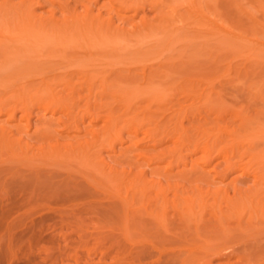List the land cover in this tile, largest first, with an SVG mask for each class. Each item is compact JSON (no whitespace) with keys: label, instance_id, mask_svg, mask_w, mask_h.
Listing matches in <instances>:
<instances>
[{"label":"bare ground","instance_id":"6f19581e","mask_svg":"<svg viewBox=\"0 0 264 264\" xmlns=\"http://www.w3.org/2000/svg\"><path fill=\"white\" fill-rule=\"evenodd\" d=\"M130 1L132 3L136 1L139 2V0H105V1L84 0L80 4L71 5L70 3L64 2L63 0H0V155L1 157L4 156L2 159L7 158L6 156H8L9 160L11 161L8 162L9 160L7 158L6 160L8 161L5 160L4 163L5 164L10 163L11 165V163H15L17 161L21 153H23L25 156L32 149L31 147L27 146L29 143L24 142L23 138L20 136V134L23 132H27L26 135H31V138L36 137L37 139L42 138L44 140H51L52 138L57 137L58 139L57 142L48 145H42L39 150L41 151V153L44 152L71 153L75 151H81L86 153L92 152L94 156L95 153L97 155V153H99L102 149L105 150L107 149L108 152H118L119 156L123 157L128 163H131L132 165H135L136 163L138 164L143 163L148 167L150 163L152 164L153 160L155 159V156H153L154 154L153 150L156 148V145L159 142H161L163 139H166V137L170 136L171 138L175 139L180 146L170 155L166 154L165 156L164 154H160L159 156L161 159L165 158L167 160L165 161L163 159L164 162H168L171 164L175 162L177 164L179 163V165L177 166V168L172 167L168 170L167 168L169 167H167L166 165L165 171L166 170L167 171L164 176L165 178H167L166 183H163L162 181H151V184L157 191L158 195H160L159 200L164 198L166 202H168L166 189L173 188L175 192L173 202L176 205L174 206V208L176 209L179 205H183L184 207L179 206L178 210L180 207L186 210H182L183 212H185L184 213L185 215L182 214V215L172 216V218L170 217L169 219L170 223L168 225L167 222L165 223L164 220L165 217L162 218L164 220L163 221L164 223L162 222V219L160 220L162 224H166V226L169 227L165 231V233L163 231V233L158 234V237L163 239L162 241L164 248H162L161 239L160 241H158L159 240L158 237H157L158 246L155 244L156 248L158 247L162 248L161 250L158 251H160V259L164 261L163 264H264V242H263L264 240H262L263 238L261 239L262 237L261 234L262 233L264 234V152H262L264 151L262 149V147L264 148V145H259L258 147L257 145L259 144L257 143L258 141L256 142V144L252 140L247 142L249 138L256 139L253 135L255 133L256 134L258 133L257 134L258 137L260 138L262 137V140H264L263 137L264 120L262 119V117L260 119H262L263 121H260L259 118L254 119L253 117L255 113L259 114L257 111L259 109L257 110L255 109L256 110V111L254 110L255 113L254 111H251L252 108H254L251 106H253V104L254 106L257 105V102H255L257 98L254 99L253 95L251 93H250L251 95L249 94V98L252 96L251 98L254 99V101L253 100L252 101L255 102L256 105L255 103L252 102V105H250L251 110L248 109V111H251L254 114L253 113L250 114V112L246 110L247 108L246 106L243 105L245 107L246 112L243 109V106L241 107L244 110V114L247 115L248 113L249 116H252L253 118L250 117L251 118L250 119L249 116L246 117L245 115L247 119V123L245 122L246 124L245 125L243 122V125L238 127L240 129L235 128L234 130H231L230 128H225V127L218 128V130L216 131L214 130L215 133L214 137L211 138L210 136V138L207 139L205 138L204 141H202L199 140L198 137L196 136L197 131L191 129L197 124L196 120H193V122H195L196 124H193L192 127L189 126L190 128L180 127V124L183 122L180 120L183 114L186 113L187 115H190V113L192 114L193 112H195L196 107H198L197 106L198 101L196 99H199L198 102L200 103L199 106L200 105L202 106L206 102V100H209L208 104H212V106L209 105L211 107L210 110H212L213 112L214 111L216 112L217 110L218 111L217 113H219L218 115L221 114V111L223 113L228 111V107H225L227 106L226 100H225V104L224 102L222 103L225 106L224 105H222L223 107L219 106L220 108H222V109L219 108L221 111L217 108V106H215V103H212L216 101L211 100V96H210L211 91H209V81L207 78L209 77L207 73L209 72L207 71V69H209L207 68L209 64L203 66L204 68H197L196 70L195 65L198 66L200 61L199 62L197 61L198 64L197 63L195 64L196 61L193 58L195 57V55L193 56L191 52L190 55L189 53L187 54V57L184 56V58L186 57L185 59L187 60L193 59L192 61L194 62L190 61V64L189 61L186 60L184 61L183 58L182 61H176L178 57H180V55L177 56L176 54L175 56L174 51H173L174 57L169 54L175 48L172 47L173 48L172 49L170 47V44L173 43L175 39H177L176 38L177 35L175 36L173 34V36H175L174 37L175 39L171 38L170 40L172 39L174 40L170 41L168 39L169 36H166L168 35L167 33H170L172 31H174L175 33L177 30H179V32L178 31L177 32L181 35L180 37L178 36V38H181L182 40V35H183V39L185 41L184 37L192 36L190 37L191 39L188 38V40L194 41L193 39L195 38L193 37L194 35L201 34V31H207L208 27H206V30L203 29L199 31L198 28H196L195 26L192 27L190 25H192L191 21H193V19H195L196 23L200 20L201 22H203L204 20V21H208L209 23V0H148V1L146 0L151 5L153 11L156 13L154 17H150L148 15L149 10L147 9V5H145L144 3L129 4ZM215 1L217 2V4H219V6L223 7L222 6L224 4L223 0H215ZM102 2L104 7L101 9L103 11L105 8L104 12H106L107 10L106 13H101L100 11L98 12L99 10L98 6L102 4ZM230 10L231 8L229 9L228 12H230L231 13L230 16H232L234 13L232 12L233 10L231 11ZM237 15L235 16V18L237 17L239 19L240 17L239 15L238 16ZM138 16H141V19L139 18L140 20L134 22L135 18H137ZM175 17L179 18V20L175 19ZM117 20H120V24L121 21L124 22L126 24V27L129 25L130 28L122 27L118 24H115ZM188 20L190 21L185 23V21ZM179 21L184 22L185 24H187V26L191 23L188 28L192 27L194 30L196 28L197 31L196 30L195 31L197 34L195 32L193 33V31H189L188 28H185L187 26L182 22H181L182 25H176ZM175 22L177 23L175 24ZM198 23L200 24L198 25L200 27H205L206 25L204 24V26H202L200 22ZM181 29L183 30L182 32ZM185 29H188V31L191 33H189L187 30L186 32ZM158 30L159 32L161 31L163 32L162 35L166 32L165 35V38L167 37L166 38L167 40L165 39L166 42H164L165 41L164 36L160 35V37L158 38L157 35L159 34ZM153 31L154 33H156L158 41L159 39L161 40L162 37H163L162 40H164L161 41L160 43V45L161 44L163 45L161 46L158 45L159 46L158 49H156V46H154L157 45L158 43L157 38L154 39V41L152 40L153 38L151 35L155 36ZM150 33L151 35H148ZM143 36H145L146 38L150 36L149 38L150 39L152 38L151 42H154L150 44L153 45L155 48L150 44L149 45L145 44V42L143 41L139 43L140 40L143 39L146 40ZM78 37L79 39H77L76 41L75 39ZM107 37H114V40L120 39L119 41H125V39L126 41H129L130 39H132L131 41L132 43L134 42L133 44H136L138 42L136 45L138 44L141 45V43L143 42L142 43L143 46L141 45L142 47H140L139 45L138 48L139 50L137 49L136 51L139 52L143 49L142 54H144V56L142 54H139V56L142 57L139 58L136 57L138 58L137 60L136 58H134L132 59L134 61L130 60L131 63H129L130 61L127 59V56H122L123 51L121 50H124L125 52L126 51L125 49L118 48L119 49L118 52L116 47L115 48L113 47V50L110 51L112 48L107 49L100 46V43L104 41L105 38L107 39ZM84 38L87 41H90L88 42L89 45L87 44L86 40H85L86 42L84 41ZM91 38H93V40L97 39L99 40V42L101 39V42L99 43L98 41L96 42L95 40L94 41L92 40L93 41L92 42ZM127 38L130 39L128 40ZM51 39H53V41L56 40L57 42L55 41V43L56 44L58 43L57 45L60 48L54 47L53 44H51L52 43ZM73 39L76 42L73 41ZM80 39L83 41H80L78 46L76 45V43L78 44V40ZM148 39L146 40V43L150 42V39L149 41ZM108 40H112V39L108 38ZM155 40L157 41V43L155 42ZM176 41H178V39ZM68 42L70 43V45ZM82 42L87 46L84 47ZM94 42H96V44ZM71 44H73L75 50L72 49ZM74 44L79 48L76 49ZM176 44L173 43V45L171 44V46H174ZM66 45L67 47L65 49ZM92 45L93 48L91 47ZM94 45H98V47ZM149 46H151L152 49H149L150 48ZM80 47H82V49ZM143 47L144 48L149 47L148 48L149 51L147 50V48L144 49ZM98 48H99V52H98ZM169 48L170 51L167 52ZM90 49L92 50L96 49V50L93 52ZM165 49L167 54L169 55L162 57L161 55L162 53L160 52H162L163 50L165 51ZM57 50H60L61 52ZM63 50L65 52L68 50L67 52L69 53V55L73 54L74 52H77L76 50L81 51V53L84 52L83 54H80L81 56L77 55L80 52H77V54L74 55V57L72 55L71 56L72 58H76V59L79 58L80 60L83 59L82 57H85L86 58V59L84 58L85 62L87 59H89L87 61L90 62L92 58L94 59L97 53L99 54L101 52L102 54L104 53L103 56L106 54L108 55L106 57L107 60L105 56L100 57L102 55L101 53H100L101 55L99 54L100 56H96V57L101 60L104 59L102 61L103 62L107 61L108 64L111 58H112L111 59L112 62L117 61L118 59L121 62V65L123 64V62L129 63L128 64L129 66H126L125 65L126 63L123 64L125 65L124 67L118 66L120 62L119 64H117L118 67H116V65L113 66L116 63H113V65H111L110 63L111 69H109L110 68L109 66L103 65V63L100 64L103 66L102 67L99 66L98 68L95 66L97 64H92L94 70L92 68V65L88 63V66L91 68V71L93 72L92 73L87 70L89 69V67L85 63L84 65H81L82 67L81 66L79 67V70L76 68L79 66L78 64L80 63L83 64V62H80L79 59L78 60L80 63L78 61H75L78 62V64L74 63V61H71L72 64H75L74 65L75 69L78 70L76 71L74 69L76 72H78L79 74L82 72L83 74L85 72L87 73L84 75L82 74V78H84V81L81 82L79 85H81V87L83 88L88 89L92 93V95L93 93H95L97 99V103L94 104L92 103L91 107L88 108L92 116L90 117L89 120L86 119L85 115L80 117L79 114L81 113L78 112L77 114L73 110L78 102L76 98V95L78 96V94H76V92L78 91L79 86L78 83H76L73 79L76 78L75 76H73L75 71L72 72L71 70L68 71L67 69L72 64L70 61H68L70 62L69 63L70 65L67 64L66 58H70V57L67 55V53L66 56L65 54L63 55L62 53ZM69 50L72 51L73 53L70 52ZM85 50L86 51L88 50V53L91 51L89 56L88 53L86 54ZM159 50L162 51L159 52ZM150 51L152 52V56L154 54L156 55V53L159 55L160 53L162 58L156 57L157 55L154 56L156 57L155 59L158 60L156 62L153 61L154 60L153 57L149 58L153 61V63L149 59L148 61L150 63H147V60H144V62L148 64L146 66V64L143 62L142 59L147 57V54L149 57V55H151L149 53ZM128 52L130 53L132 51L129 50ZM58 53H60V55H58ZM110 53H112L113 55L112 54L110 55ZM114 53L117 55L115 56ZM126 53L124 55H128V53L127 54ZM204 53H206V51ZM59 56L62 59L61 61L69 65L67 68H66L67 65H64L66 69L61 64V61H59L60 59ZM109 56L110 58H108ZM111 56H113L115 60H113L114 58ZM207 57L204 56V59ZM52 58H54L53 61ZM97 58L93 60L95 63L96 61L98 62ZM123 59L125 61H123ZM195 59L197 58L195 57ZM208 59L207 62L209 63ZM49 60H50V64L48 63ZM138 60L139 61L141 60L140 62L144 64V66L142 67V71L140 69L142 66L140 65L141 63L138 62L139 65L136 63ZM51 61L54 63L55 61H57L55 63V66H57L58 68L57 67L54 68L53 67L54 64ZM203 61L200 62V64L202 63L204 65L205 62ZM57 63L62 66L59 67ZM188 65L190 67L194 66L193 69L194 71L190 69ZM85 66H87L88 68ZM73 68L70 69L73 70ZM106 68L107 70H105ZM59 69L60 71H58ZM82 69L83 71H80ZM78 73H75V75H77ZM167 79L170 80V81L168 80L170 84H168L169 82L167 83L166 81ZM163 81L164 82L166 81L165 83H167L168 85L167 84L164 85ZM177 82H179V84ZM153 83L155 85H153ZM156 83L157 84L160 83L161 85L160 84L159 85L163 89L161 88L162 90L160 89L158 91V87ZM180 85L185 86L184 89L181 90L183 92L185 91L187 96H190L192 99L195 100V102H193L189 106L187 105L182 106L179 109L175 108L176 110L174 109L175 110L174 112H172L174 105L173 106L171 105L172 114L171 113L170 114L171 116L173 115L172 119L175 118V123L173 122L174 121L173 120L171 124V126L173 125V123L175 125L172 126V129L171 126H169L170 124L168 122L169 120L171 122V119H168L171 118L169 117L170 115L168 116V118H166L168 119V121L166 120L168 123L164 121L165 124L167 123V125L165 124L162 125L160 123L162 122L161 119V121H158V123H156L155 127L151 128L150 125H152V123L154 122L153 120L152 122L150 120V118L152 117L151 114L148 115L151 116L149 118L147 116L148 113L146 111H142L139 112V114L136 113L133 115H131L132 113L128 111L130 107L131 108L133 107L132 104L135 103L137 99L139 98L143 99L145 96L146 99L151 100V101L149 100L150 103L148 105H151L152 102H154V100L156 103L161 102V104H163L162 103L163 101L168 102L169 100L168 97L171 96L170 93H168V91L170 90L172 92H174L173 90L177 91L181 87H183V86L180 87ZM146 86L148 87V89H150L149 95L148 93L146 94L147 92L145 89ZM164 86H166L165 88L170 87V89H165ZM202 86L204 87L202 88ZM97 87L103 88L101 92L97 90L99 93H101V95H98L97 92L94 91ZM129 87H131L133 91ZM118 88L121 89L122 91L121 90L119 91ZM127 88L131 91H129ZM67 89H70L72 91L69 92L68 94H65V90ZM135 90H137V93L140 94H136ZM258 90H260L261 93H263L264 91V90L262 91V88L257 89L255 96L260 94ZM150 91L152 92V96ZM167 94H169V96ZM260 95H259V99L257 100L264 99L262 98L264 94L263 96ZM112 97L115 98V100H117L118 102H120L121 105L127 106L126 111L123 114L116 115L109 108L110 110L109 109L104 110L105 113L101 115L99 109L102 107L109 106V103L111 104L113 100L111 99ZM173 97L174 94H172V96L169 97L171 101L178 100V98L177 99L175 98L176 96L174 98ZM80 99L82 100L83 98ZM165 99L167 100L165 101ZM217 99L219 98L217 97ZM92 100L93 98L91 99V101ZM155 102L153 104H155ZM169 102L168 104H166V106L169 105ZM136 103L135 105H137ZM258 105H259V101H258ZM260 105L261 106L264 105V102H262V104ZM193 107H195V109H192ZM139 108L140 107H138V109ZM201 108L202 107H200V109ZM204 108L208 109L209 107L204 106ZM213 108L215 109L213 110ZM224 108L225 111L223 110ZM241 108L240 110L243 111ZM263 108H260L261 112ZM113 110L115 111L116 108L115 109L113 108ZM169 110L170 109H168V111ZM35 111L37 112V119L35 118L36 120H34L35 121L34 122L32 121L33 117H31V115L32 113L35 114ZM20 112L24 113L22 117H19ZM61 112L70 113L71 118L65 122L64 125L65 127L62 130H59L60 127V125L58 124L59 122L56 123L54 116L57 113L58 114L60 113V115H62ZM195 113L197 114V111ZM239 113L243 114V112H239ZM167 114L168 113L165 114L166 117ZM196 114H192V115H196ZM201 115L203 114L201 113ZM207 116L208 119L206 123L203 124L206 125V127L204 126L205 129L199 128L202 129L200 130V134L201 131H204L203 133H208L209 131H206L208 129L207 126L216 120L214 119L213 121V119H211L210 121L209 115ZM232 117L233 118L235 117L231 116V120L235 122L236 120L234 121ZM23 119L26 120V122H23L24 121ZM244 119L242 118V121L246 120ZM99 120L103 122V126L100 129L96 130L94 127H96L97 123H93V122H98ZM189 121L192 120H188V122ZM199 121H205V120L204 118L203 120H201L200 118ZM255 121H258L260 126L259 124L257 125L258 127L255 126V124H257ZM248 122L250 123V125ZM252 124L254 127H256L257 129V131L255 130L256 132H252L251 129H250L251 132L248 130V126H250V128L253 127ZM161 125L163 126V128L160 127ZM29 126H33V129L32 128L29 129L30 131H32L31 134L29 131H26V128ZM184 126L185 125H183L182 127ZM215 126H217V124ZM259 127L263 129L261 130ZM196 128L198 129V127ZM82 129L84 131V134L88 135L86 136L87 137L86 139L85 138L84 140L79 139L77 142H72L68 140L70 138L76 139L77 137H79ZM142 133L143 134L146 133L151 137L150 140L147 139L148 141H150L151 144L142 145L139 143V141H141L139 140V138H141L140 136L142 135ZM126 134L127 136H125ZM124 137L125 138L128 137L127 140L129 139V141H127V143L124 141ZM229 138H231V141ZM61 139L64 141L62 142ZM221 143H223V145L220 148L221 154L223 156H227L231 158L232 154L243 150L242 153L244 155H248L250 157V160H248L246 163L235 161L236 163H233L232 165L225 167L220 171L218 170L215 174H213L212 170L208 168L209 166H207V163L211 161L212 154L215 152L216 148H218V146ZM173 144L175 143L173 142ZM25 148H27V151H25ZM137 155H139L140 157L142 156L145 157L146 160H141L137 158ZM188 156L192 158V160L190 161L191 165L190 167H188L189 169L186 168V166H188L186 164L188 163L186 162ZM222 158L223 157H221V160ZM156 159H159V157ZM200 160H202L203 162ZM4 163L3 165H5ZM1 169L3 170V167L0 168V171ZM232 173L236 174L235 176L236 181L243 183V186L236 187V190L233 195H231L232 193L228 192L227 190H222V189L213 190L205 187L206 185L215 183L216 180L222 181L225 178L230 177V174ZM178 176H182L183 182L195 184V181H199L203 185L201 184L196 185L197 187L196 186L192 187L191 188L192 190L184 186L181 189L179 181L177 182H175L174 180L172 181V179H176V177ZM148 183L149 182L146 180V174L144 172L132 173L130 185H132L134 188H137V186L141 188H145L147 187L146 185ZM245 184L248 185L247 188L244 187ZM209 206L213 208L210 209L213 210L212 212H214L215 215H211L207 219L206 217L207 215L205 212L207 211L206 209H208L207 207ZM202 208H204L205 210L204 209L202 210ZM195 210L197 211L195 212ZM201 210L204 211L205 214ZM186 211H187V215H186ZM193 212H195V215L188 214V213L193 214ZM198 212H201V214L198 215L199 214ZM202 213L206 216L202 215ZM201 216H203V218ZM145 250L146 247L144 245L141 247L139 246L137 248V252L139 253V255L141 254V252ZM149 252L147 253L145 252V253L148 255L151 254L152 256H155L154 254L158 253L156 251L154 252V249H153L154 254L152 253V251L151 253Z\"/></svg>","mask_w":264,"mask_h":264},{"label":"rangeland","instance_id":"374dc122","mask_svg":"<svg viewBox=\"0 0 264 264\" xmlns=\"http://www.w3.org/2000/svg\"><path fill=\"white\" fill-rule=\"evenodd\" d=\"M63 1L68 2L71 5H76V4H80L84 0H63ZM103 1H105V0H103ZM147 1L146 0H139V2L136 1L133 3L130 1L129 4L144 3L145 5H147V9L149 10L148 15L150 17H154L156 15V13L153 11L151 5ZM223 3H224L222 5L223 7H221V6H219V4H217V2L215 0H209V23H208V21H204V20H203L204 23L201 22V20L198 21L201 23L202 26H204V24H206V25L208 24L207 26L206 25H205V27L198 26L200 24L198 22L196 23L195 19H193V21H191L192 25H190L191 23L189 25L192 27L195 26L196 28L199 29V31L203 30V29L206 30V27H208L207 31H201V34L196 33V31H197L196 28H195L196 31L192 27L188 28L189 25L187 26V24H185V23L189 22L190 20L185 21V23L181 21L183 24H185L187 26L185 28H188L189 31H193V33L195 32L197 34V35L193 36V37H195V38H193L194 41L188 40V38H190L192 36L184 37L185 41L187 40L188 42L184 41L183 35H182V40H181V38H178V36L180 37V35H181L178 33L179 30H177L178 32L176 31L175 33H174V31L167 33L168 35H166L165 31H164L165 33L162 35L163 32L161 30H160L161 32H159V30H158L159 34H157L158 38L160 37V35L164 36V40L167 38V37L165 38V35L169 36L168 37L169 40L171 38H174L177 35L176 38L178 39V41H176L177 39H175V38H174L175 40L174 39L170 40V41H173V40L176 41V42L173 41V43H175V44L177 42L178 43L174 46H171V44L173 45V43L170 44L171 48L172 47L173 48L175 47V48H174V50L171 51V53H169L170 55L173 56V51H174L175 56H176V54H177V56L180 55L181 58L178 57V59L176 61H182V58H183L184 61L185 60L189 61V64H190V61L194 62V61H192L193 59L192 60L185 59L187 57L188 53L190 55V52L193 56L195 55V57L197 58V59H195V57H193L194 60L196 61L195 64L196 63L198 64L199 61L202 62L203 60H205V61H203V62H205L204 65L202 63L200 64V62H199L198 66L195 65V67H196L195 69L197 70V68H204L203 66H205L206 64H209L208 67L206 66L207 68H209V69H207V71H209V72H207L209 75V77H207L208 81H209V91H211L210 92L211 93V95H210L211 100L216 101V102H212V101L211 102L215 103V106H217L218 109L220 107H223L222 105L225 104V100L227 102V106H225V105L224 106L228 107V111H226L225 112L226 114H225L220 110L222 108H220L219 109L221 111V114H220L221 116H220V115H218L219 113H217L218 112L217 110H216V112L215 111L213 112L212 110H210L211 107L209 105L212 106V104H208L209 100H206L207 103L205 102L206 103V104L204 103L205 105L203 104L205 107L206 106L209 107L207 109V108H204L203 105L199 106V104H200V103H198L199 99H196L198 101V102L196 101L198 107H196V109H195V107H193L192 109H195V112L197 111V114L195 112H193L192 114H196V115H192L191 113H190V115H187L186 113H184L183 116L181 117L180 120L184 122V123L182 122L180 124L181 128H186V127L190 128V127H192L193 124L197 123L195 126L198 127V129L195 126L192 127L191 129H194L195 131H197L196 136L198 137L199 140H202V141H204L205 138L206 139L210 138V136H211V138L214 137L215 136L214 130L216 131V130H218V128H222V127L224 128L225 127V128H230L231 130H234L235 128H238L241 125H243V122H244V124H245V122L247 123L246 117L249 116V114L248 113H247V115L244 114V110H245L244 106L247 107L246 108L247 111H248V109L251 110L250 105H252V102L254 101V99H256V98L259 99V95L261 94L260 96H263V94H264V91H263L264 90V0H223ZM102 5H103V2H102V4H100L98 6L99 7L98 12L100 11L101 13H106L107 10H106V12H104L105 8L103 11L101 9L104 7V5L103 6ZM230 8H231V10H233L232 12L234 13V14L232 13L233 14L232 16H230L231 13L228 12ZM237 14L240 17L239 19L237 17L235 18V16ZM139 18L141 19V16H138L137 18H135L134 22L140 20ZM175 19L179 20V18H177V17H175ZM181 22L180 21L178 23L175 22V24L177 23L176 25H182ZM123 23L124 22L121 21V24H120V20H117V22L115 24H118L122 27H126V24L125 23L123 24ZM127 27L130 28L129 25ZM191 28H192V30H191ZM188 29H185V31L186 30L188 31ZM182 31L183 30L181 29V32ZM153 33H154V31H153ZM176 33H178V34H176ZM189 33H191V32H189ZM198 33H200V32H198ZM154 34H155V36L151 35V33L148 34V35L152 36L153 39L152 38L151 39L153 41H154V39L157 38L156 33H154ZM173 34L175 36H173ZM143 37L147 40L150 36H148L147 38L145 36H143ZM103 38H104V36H103ZM108 38H111L112 40H108ZM158 38H157V41H158ZM77 39H79V37L76 38L75 40L77 41ZM127 39L129 40L130 38H127ZM149 39H148V41H149ZM151 39H150V42H148V43H146V40H144V39L140 40L139 43L141 41H143V42H145V44L149 45L150 43H154V42H151ZM162 39H163V37H162ZM162 39L161 40L159 39V41H160V42L158 41L159 44L155 40V42L157 43V45H154V46H156V49H158V47H159L158 45H160L161 41H164ZM51 40H52L51 44H53L54 47H59L57 45L58 43L57 44L55 43L56 40L55 41H53V39H51ZM75 40L73 39V41H75ZM85 40L86 39L84 38V41ZM92 40H93V38H91V41ZM119 40H114V37H107V39L105 38L104 41H102V42L100 39L101 43L97 39L95 41L96 42L98 41L100 43V46L103 48H107V49L112 48L110 51L113 50V47L114 48L116 47L118 52H119L118 48L125 49L126 50L125 52H124V50H121V51H123L122 56H127V59L129 61L136 58V57H138V58L142 57V56H139V54L143 53L142 52L143 49L139 52L136 51L140 45V44L136 45L138 42L136 44H133L134 42L132 43V41H131L132 39H130L129 41H126V39H125V41H119ZM166 40L164 42H166ZM80 41H83V40H81V39L78 40V44L76 43V45L79 46ZM53 42L57 46H55ZM88 42H90V41H87V44H88ZM96 42H94V43L96 44ZM135 42H136V40H135ZM142 43H141V45H142ZM82 44L84 45V47L87 46L83 42H82ZM145 44H144V46H145ZM69 45H70V43H69ZM71 45H72V49L75 50V48L73 47V44H71ZM76 45L74 44L76 49L79 48ZM141 45H140V47L143 46V45L142 46ZM161 45H163V44H161ZM94 46L98 47V45H94ZM151 46H153V45H151ZM151 46H149L150 48L146 47L148 51H149V49H152ZM66 47H67V45L65 46V49H66ZM82 47H80V48L82 49ZM91 47L93 48V45ZM49 48H50V46H49ZM146 48H144V49H146ZM68 49H69V47H68ZM166 49H165V51L159 50V52L162 51V52H160V53H162L161 54L162 57L169 55V54H167V52L170 51V48L168 49L167 52H166ZM90 50H92V49H90ZM95 50H92V51L94 52ZM129 50L132 52L129 53L128 52ZM57 51H60V50H57ZM67 51L65 52L63 50V52H62L63 55L65 54V56H66V53H67V55L70 57V58H66L67 64H69L71 61H74V63L78 64L80 59L78 58L79 59L78 60L76 58H72V56L74 57V55H76L77 52H80L77 54L78 56H81L80 54L84 53V52L81 53V51L76 50L77 52H74L75 53L74 54L72 51L69 50L70 52L73 53V54L70 53L72 55L71 56V55H69V53ZM144 51H146V50H144ZM151 51L149 52L151 54V55H149V57L147 54V57L142 59L143 62H144V60H147V63H150L148 61V59L152 58V57L154 59L153 61H155V62L158 61L155 59L156 57L162 58L160 53H159V55L156 53L157 56L155 54L152 56ZM205 51L207 54L204 53ZM90 52L88 53V50H87L86 54L88 53V56H89ZM98 52H99V48H98ZM126 52L128 53V55H124ZM153 53H155V52H153ZM99 54L97 53L96 56H100L102 53L100 55ZM103 54L100 57L105 56V58H106L108 56L106 53H105L106 55H104V56H103ZM111 54L112 53H110V55ZM202 54L204 56H206V57L208 56V57L204 59V56ZM58 55H60V53H58ZM116 55L117 54H115V56ZM142 55L144 56V54H142ZM54 56H55V53H54ZM96 56L94 57V59L97 58ZM154 56H156V57H154ZM184 56H186V57L184 58ZM90 57H91V55H90ZM111 57H113V56H111ZM59 58H60V56H59ZM82 58L83 59H81L80 62H83V64L80 62H79L80 64H78L79 66L76 64L78 66V67H76L78 70H79V67L81 65H84V63L87 66H88V63L91 65L97 64V65H95L97 68L99 66L102 67L103 65H105V66L107 65L110 67V68L108 67L109 69H111L110 63H111V65H113V63H116L113 65V66L116 65V67H118V66L124 67L125 65L129 66L128 64L131 63V61L129 63L123 62V61H125L123 59V61H122L123 64H125V63L126 64L121 65V62L118 59H117V61L112 62L111 61L112 58L110 59L109 64L107 63V61L103 62L102 60H104V59L101 60L98 58H97L98 62L96 61V63H95L93 61L94 59L92 58L90 61L92 63H90L87 61L89 59H87L85 62L84 60L86 58L85 57H82ZM108 58H110V56ZM129 58H131V59H129ZM138 58H136V60ZM43 59H45V58H43ZM119 59H120V57H119ZM189 59H190V57H189ZM207 59L209 60V63L207 62ZM53 60H54V58H52V61ZM61 60L62 59L60 58L59 61H61ZM106 60H107V58H106ZM113 60H115V58ZM149 60H151V59H149ZM68 61H70V62H68ZM75 61H78V62H75ZM132 61H134V60H132ZM140 61L138 60L136 63L137 64H138V62L141 63L140 65H142V66L140 69L142 71V67L144 66V64H142V62H140ZM153 61L151 60L152 63H153ZM56 62L57 61H55V63ZM62 62L63 61H61V64L65 68L64 65H67V64L64 62H63L64 63L63 64ZM119 62H120V64H119ZM48 63L50 64V60L48 61ZM52 63L54 64L53 67L56 68L57 66H55V63L54 62H52ZM52 63H51V65H52ZM102 63H103V65H100ZM144 63L146 64V66L148 65L146 62H144ZM152 63H151V65H152ZM71 64H72V62H71ZM117 64H119V65L117 66ZM62 65H59V67H61ZM69 65H67L66 68ZM72 65H70L72 67L69 66L67 68L68 71L71 70L73 72L76 70L75 66H74L75 64H72ZM193 65H194V63H193ZM201 65H202V67H201ZM87 66H85V67H87ZM70 68H73V70ZM92 68H93V65H92ZM189 68L193 70L194 66L193 67L189 66ZM89 69H87V70L92 72L90 67H89ZM101 69H103V68H101ZM78 70H76V71H78ZM85 70H84V72H85ZM93 70H94V68H93ZM105 70H107V68ZM58 71H60V69ZM76 71H75V73H78ZM80 71H83V69ZM95 71H96V68H95ZM141 71H139V72H141ZM75 73L73 74V76H75L76 78H73V79L76 83H78L79 87L77 86L78 91L76 92V94H78V96L76 95L78 102L75 105L73 110L77 114H78V112L81 113V114H79L80 117L85 115L86 119L89 120L90 117H92V116H91V112L89 111L88 108L91 107L92 103L93 104L97 103V99H96L95 93H93V95H92V93L88 89L83 88V87H81V85H79L81 82L84 81V78H82L83 72L80 74L78 73L77 75H75ZM84 74H87V73L85 72ZM96 74H97V71H96ZM168 80L169 79L166 80L167 83L170 81V80L169 81ZM161 81H158V82H161ZM163 82H162V85H163ZM165 82H164V85L167 84ZM177 83L179 84V82H177ZM159 84L156 83V85L158 87V91L162 88L160 86L161 84L160 85ZM168 84H170V82ZM153 85H155V84L153 83ZM181 86H183V85H180V87ZM165 87L166 86H164V88ZM178 87H179V85H178ZM184 87L185 86L181 87L179 90L184 89ZM203 87L204 86H202V88ZM124 88H125V86H124ZM129 88H131V87H129ZM132 88H133V86H132ZM261 88H262L263 93H261V91L258 90L260 92V94L255 96L257 89H261ZM145 89L147 91V92L145 91L146 94L148 93V95H149L150 89H148L147 86L145 87ZM151 89H152V87H151ZM165 89H170V87H167ZM97 90L101 92L103 90V88L97 87L94 90L95 92H97L98 95H101V93H99ZM120 90L121 89H119V91ZM138 90H139V88H138ZM179 90H177V91L173 90L175 93L172 92L171 90L168 91V93H170L171 96H172V94H174V97L176 96L175 98L176 99L178 98V100L171 101L169 98L171 96H169V94H167L169 96V97L167 96L169 99L168 102L169 101L171 102V103L169 102V105H167V106H166V104H168V102L166 101L167 99H165L166 102H164V101L162 102L163 104H161V102H159V103L157 102L158 103L157 104L154 100L155 104H153L154 102H152V104H151L153 106L148 105L151 100L146 99V96H145L144 98L146 100L144 98L143 99L142 98H139V99L135 98V99H137V101H135V103L137 102L136 103L137 105H135V103H133L132 104L133 110L130 107V109L128 111L132 113L131 115L136 114V113L139 114V112H142V111H146L148 113L147 116L149 114H151V116L153 118L151 116H148L149 118L151 117L150 118L151 122H152V120L154 121L152 123L153 126L150 125L151 128L155 127L156 123H158V121H161V119H162V122H160V123L162 125L165 124L164 121H166V120L168 121V119H171V122H170V120L168 121L170 124V125L169 124L168 125L171 126L173 120H174L173 122L175 123V118L172 119L173 115L171 116V114H172L171 113V110H172L171 105L172 106L174 105L173 110H172V112H174L176 110L175 108L179 109L182 106H186V105L189 106L193 102H195L194 99H192L190 96H187L185 91L183 92L181 90L182 91L181 92ZM71 91L72 90L67 89V90H65V94H68ZM129 91H131V90H129ZM132 91H133V89H132ZM135 91H136V94H140V93H137V90H135ZM151 91H150V93L152 96ZM133 93H135V92H133ZM250 93L254 97V99L251 98L252 96L250 97L251 101L249 98ZM148 95H147V98H148ZM157 95H158V93H157ZM160 95H162V94H160ZM90 96H91V98H90ZM217 97L219 99H217ZM80 98H83V99L81 100ZM92 98H93V100L91 101ZM214 98H216V99H214ZM262 98H264V96ZM99 99H100V97H99ZM111 99H113V100H112V102L110 101L111 104L109 103V106L102 107L99 109V111L101 112V115L105 113L104 110H108L109 108L116 115L123 114L126 111L127 106L121 105L120 102L115 100V98H113V97ZM141 99H142V101H141ZM247 99L250 102H248ZM257 99L255 100V102H257V105H258V101H259V105L257 106L256 103L253 102V103H255L256 106H254V104H253V106H251V107H254V108H252L251 111H254L255 109L256 110L259 109V110H257L259 114L255 113L256 110L254 111V113L256 115L251 111H248V112H250V114H252V113L254 114V116H253L254 119H258V118L260 119L262 117V119L264 120V114H263L264 105H262V106L260 105V104H262V102H264L263 101L264 99L260 98L262 101L257 100ZM147 100L148 101L150 100V101L148 102ZM219 100H220V102H219ZM113 101H114V103H113ZM115 101L118 103H116ZM133 101H134V99H133ZM138 101H139V103H138ZM178 102H180L182 104H180ZM223 102H224V104H222ZM186 103H188V104H186ZM247 105L249 106V108ZM215 106H213V107H215ZM242 106H243L244 110L241 108ZM138 107H140V108L138 109ZM167 107H168V109H170L169 110L170 112L168 111ZM200 107H202L203 109L202 108L200 109ZM113 108L114 109L116 108V110L114 111ZM240 108L243 111H241ZM260 108H263L262 112L260 111L261 110ZM214 109L215 108H213V110ZM134 110H135V112H134ZM148 110H149V112L150 111L151 112L149 113ZM166 110H167V112H166ZM223 110L225 111V108ZM246 110H245V112H246ZM153 111H154V113H153ZM202 111H204V112H202ZM238 111L243 112V114L242 113L240 114ZM63 113H62V115H60V113L59 114L57 113L54 116L56 123L59 122L58 123L60 125L59 130H62L65 127L64 126L65 122L71 118L70 113H67V112H63ZM166 113H168L167 117L165 116ZM201 113L203 115H201ZM205 113H206V115H205ZM23 114H24L23 112H20L19 117H22ZM154 115H156V116H154ZM207 115H209L210 121H211V119H213V121H214V119H216L213 123L214 124L216 123L217 126H215L216 124L214 125L213 123H210L208 121L210 123V125L207 126L209 130L206 128L207 129L206 131H209L211 133L208 132L209 133L208 134V133H203L204 131H201V134H202L201 135L200 130L205 129L204 126L206 127V125H203V124H205L207 119H208ZM242 115L244 117L246 115V117H245L246 120L244 119V117ZM168 116L171 118H168ZM231 116L235 117V118L232 117V119H234V121L236 120L235 122H233V120H231ZM256 116H257V118H256ZM31 117H33L32 121L36 120L37 119V112L35 111V114L32 113ZM163 117H165V118H163ZM241 117L245 121H242ZM250 117L253 118L252 116H249V118ZM166 118H168V119H166ZM200 118H201V120H203V118H204L205 121H199ZM219 118H221V119H219ZM262 119H260V121H263ZM188 120H192V121L188 122ZM193 120H196L197 122L195 123V122H193ZM219 120L220 121L222 120V121L220 122ZM227 121H228V123H227ZM23 122H26V120H24ZM255 122L257 124H255L254 122L253 123L255 124V126H257L259 124V122L258 121H255ZM93 123H97L96 127H94L96 130L100 129L103 126V122L101 120H99L98 122H93ZM167 123L165 125H167ZM174 123H173V125H174ZM162 125L160 126L161 128H163ZM183 125H185V126L182 127ZM249 125H250V123H249ZM172 126H171V129H172ZM229 126H231V127H229ZM252 126H253V124H252ZM259 126H260V124H259ZM211 127H212V129H211ZM232 127H233V129H232ZM261 127H259V128L261 129ZM31 128L33 129V126H29L26 128V131H29L30 134L32 133V131L29 130ZM199 128H202V129H199ZM210 129H211V131H210ZM238 129H240V128H238ZM250 129L252 130V132L257 131L256 127H254V126L252 128H250V126H248V130L251 132ZM253 129H254V131H253ZM26 133L27 132H23L20 134V136L23 138L24 142L29 143L27 146L32 148L29 151L31 153L28 152V154L25 156L23 153H21L19 155V158L17 159V161L15 163H11V165H10V163L9 164L4 163V161L8 158V156H6L7 158L2 159L4 156L2 155L3 157H1V155H0L1 159L3 160V162H2V160L0 159V161H1L0 162V164H1L0 168L3 167V170L1 169V171H0V264H163L164 261L160 259V251H158V250H161L162 248H164L163 241H162L163 239L159 238L158 234L163 233V231L165 233V231L169 227H167L166 224H162V222L165 220V223L167 222V225H168L170 223V220H169L170 217L172 218V216H175V215H182L185 213L182 210H186V209H183L182 207H180L178 210V207L183 206V205H179L176 209L174 208V206H176V205L173 202L174 194H175L173 188L172 189H166L168 202H166L164 200V198H162V196H161L162 199L159 200L160 195H158L157 191L155 190V188L151 184V181H162L163 183H166L167 178L164 177L166 171L172 167L177 168V166L179 165V163L177 164L175 162L172 164L168 163V162H164L163 159L165 161H167V160L165 158L161 159L159 156L160 154H164L165 156H166V154L170 155L176 149H178V147L180 145L178 144V142L175 139L168 136V137H166V139H163L161 142H159L156 145V148L153 150V152H154L153 156H155V159L153 160L152 164L150 163V165L148 167L147 165H144L143 163H141V164L136 163L137 165L136 164L132 165L131 163H128L123 157L119 156L118 152H108L107 149L106 150L102 149L101 151L99 150L100 152L97 153V155L95 153L94 156H93L92 152H91L92 154L90 152H88L89 153L88 154L86 152H81V151H75L77 153H75V152H71V153H68V152H65V153L50 152V153H47L46 152L48 155L47 156L45 152L41 153V151H39L41 146L57 142L58 141L57 137H54L51 140H44L42 138L37 139L34 135L33 136L35 138H33V137L31 138V135H26ZM80 133H81L80 136L77 137L76 139L70 138L68 140H70L72 142H77L79 139L84 140V138L85 139L87 138L86 136H88V135L84 134L83 129ZM257 134L256 133L253 134L257 140L253 139V138L252 139L249 138V140H247V142L252 140L256 144V142L258 141L257 143H259V144H257V145L259 147V145H264L263 144L264 140H262V137L261 138L258 137ZM125 136H127V134ZM140 137H141V138H139V140H141V141H139L140 144H142V145L151 144L150 141H148L151 139V137L149 135H147L146 133H144V134L142 133V135ZM250 137H252V136H250ZM127 138L124 137V141L126 143H127V141H129V139L127 140ZM229 139L231 141V138H229ZM61 141L63 142L64 140L61 139ZM171 141H172V143H171ZM173 142L175 144H173ZM222 145H223V143H221L218 146V148H216L215 152L212 154L211 161L207 163V166H209L208 168H210V170H212L213 174H215L218 170L220 171V170L224 169L225 167L232 165L233 163H236L239 161L242 163H246L248 160H250V157L248 155H244L242 153L243 150H241L240 152L232 154L231 158H229L227 156H223L221 154V149H220ZM262 149L264 150L263 147H262ZM25 151H27V148H25ZM262 152H264V151H262ZM35 154H37V155H35ZM49 155H51V156H49ZM216 156H217V158H216ZM219 156L223 157L222 160H221V157H219ZM158 157H159V159H156ZM137 158H139L141 160H146L145 157H143V156L140 157L139 155H137ZM8 160H9V158H8ZM8 160H6V161H8ZM191 160H192V158L190 156H188L187 161H186L189 163V164L186 163L188 165V166H186L187 169H189L188 167H190V165H191V163H190ZM202 160H200V161H202ZM154 161L157 164H155ZM8 162H11V161L9 160ZM3 163L5 165H3ZM166 165L169 168H167V170L165 171ZM8 167H10V168H8ZM133 172H144L146 174V180L149 182L146 185L147 187L141 188V187L137 186V188H134L132 185H130L131 175ZM235 176H236V174L232 173V174H230V177L225 178L222 181L216 180L215 183L206 185L205 187L213 189V190H216V189L227 190L228 192L232 193L231 195H233L235 190H236V187L243 186V183L235 180ZM173 180L175 182H177V181L180 182L179 184L181 186V189L184 186V187H188V188H190V190H192L191 188L196 186V185H200V184L203 185L199 181H195V184L183 182L182 176H178V177H176V179H172V181ZM179 184H177V185H179ZM245 185H244V187L247 188L248 185L247 184H245ZM157 198H158V200H157ZM198 208H197V210H198ZM204 208H202V210ZM207 208L208 209H206L207 211L205 212L207 216L204 215L205 214L204 211H202V210L201 211L204 213V214L202 213V215L206 216L208 219L209 216L215 215V214H214V212H212L213 210L210 209L212 207L209 206ZM197 210H195V212ZM163 211H164V214H163ZM208 211H209V213H208ZM195 212H193V214L192 213H188V214L195 215ZM198 213H199L198 215L201 214V212H198ZM186 215H187V211H186ZM198 215H197V217H198ZM163 217H165L164 220L162 219ZM201 217L203 218V216H201ZM161 219H162V222L160 221ZM261 236H260L261 239L263 238L262 240H264V234L263 233L261 234ZM157 237L159 240L157 239ZM160 239L162 241V248L161 247L156 248L155 244L158 246L157 243H158V241H160ZM143 245L146 247V250L141 252V254L139 255V253L137 252V248L139 246L141 247ZM153 249H154V252L156 251L158 253L154 254ZM151 251L155 256H152L151 254L150 255L146 254L147 252L151 253ZM143 254H144V256H143Z\"/></svg>","mask_w":264,"mask_h":264}]
</instances>
